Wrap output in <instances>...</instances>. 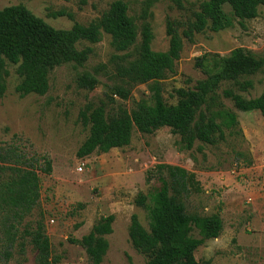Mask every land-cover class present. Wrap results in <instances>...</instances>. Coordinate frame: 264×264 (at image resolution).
<instances>
[{"label": "rangeland", "instance_id": "1", "mask_svg": "<svg viewBox=\"0 0 264 264\" xmlns=\"http://www.w3.org/2000/svg\"><path fill=\"white\" fill-rule=\"evenodd\" d=\"M112 1L0 0V8L21 4L53 28L67 30L74 23L87 25L97 21ZM125 1L138 28L136 43L127 51H116L104 32L95 43H78L77 49L90 47L92 53L82 65L65 63L52 69L48 74L49 89L44 95L20 96L15 91L20 81L16 66L7 65L6 89L0 94V142L16 144L28 156H45L51 163L50 173H39V201L23 219L20 231L26 225L33 227L42 222L51 257L58 258L57 264H86L84 249L70 240H79L87 234L101 216L113 215L112 232L105 236L108 249L101 264H144L143 255L129 240L128 227L133 214L145 228L148 218L133 200L138 193H153L162 188V178L147 182L146 173L163 163L194 173L200 182L201 192L185 199L188 213L218 214L221 218L219 236L206 240L195 250L197 262L264 264V122L258 111H238L230 100L222 97L225 84L217 90L219 97L213 109L222 106L234 112L239 132L229 134L224 129V141L215 145L195 141L190 149H185L179 135L163 127L149 134L134 130L125 146L95 151L84 158L76 156L89 135V127L80 118L86 106L103 104L108 113H114L119 107L130 111L141 99L151 103L147 83L128 84L127 99L111 94L117 83L116 65L135 58L143 23H148L151 29L152 50L165 51L169 41L166 19H175L183 25L205 0H182L181 10L169 0ZM144 9L145 20L141 18ZM225 10L229 8L226 6ZM59 11L65 14L53 16ZM236 48L264 56V6L258 8L255 18L236 19L232 26L221 31L206 28L195 33L191 41L183 39L173 71L158 81L164 101L175 104V89L191 87L196 80L213 74L216 60L229 56ZM199 57L202 67L196 64ZM84 73L93 79L91 90L79 85L78 79ZM245 79L252 82V88L240 92L243 96L252 98L263 91L264 69ZM194 236H198L197 232ZM23 241V251L20 252L17 242L7 264L35 263L36 252L29 238Z\"/></svg>", "mask_w": 264, "mask_h": 264}, {"label": "trees", "instance_id": "2", "mask_svg": "<svg viewBox=\"0 0 264 264\" xmlns=\"http://www.w3.org/2000/svg\"><path fill=\"white\" fill-rule=\"evenodd\" d=\"M169 2L179 10L183 8L182 0ZM226 6L229 11L225 10ZM260 6H264V0H205L192 19L183 25L168 17L166 34L169 41L165 51L152 50L151 29L148 23H143L135 58L116 65L114 77L117 83L111 94L127 99L130 94L128 84L147 83L151 103L141 99L130 111L119 107L114 113H108L103 104L86 106L80 112V118L82 124L89 127V135L76 156L84 158L95 151L106 152L125 146L134 130L149 134L163 127L179 135L185 149H190L195 141L208 145L224 141V129L229 134L239 131L234 112L222 106L213 109L219 97L217 90L223 84L226 86L221 89V96L230 100L236 110H256L264 122V89L252 98L240 93L252 88V82L245 77L264 69V56L234 49L229 56L216 60L217 69L213 74L196 80L191 87L175 89V104L164 101L158 82L167 72L173 71L183 39L191 41L195 33L206 28L212 32L221 31L232 26L236 19L255 18ZM64 14L59 11L53 16ZM146 17L144 9L141 18L145 20ZM101 32L110 36L111 45L118 52L127 51L136 43L138 28L128 14L125 0L112 1L97 21L87 25L74 23L67 30L53 28L21 4L0 8V94L6 89L7 65H15V73L20 79L15 91L20 96L44 95L49 89V72L65 63L82 65L86 62L92 49H77L76 45L82 41L97 42ZM201 58L196 62L200 67ZM92 80L85 73L78 79L79 85L89 90L94 88ZM40 172H51V163L45 156H28L18 145L0 142V264L8 263L17 242L20 252L23 251L26 237L36 252L34 264L58 262L57 257H51L49 238L42 222L33 227L26 225L20 231L23 219L38 204ZM154 178H162V188L153 193H138L133 200L146 211L148 218L145 228L137 215H131L128 237L133 248L143 255L144 264H199L194 252L206 240L219 236L222 229L220 216L187 212L185 199L202 190L194 173L160 163L146 173L147 182ZM113 220V215L101 216L87 234L79 240H70L84 249L88 259L86 264H101L108 249L105 236L112 232Z\"/></svg>", "mask_w": 264, "mask_h": 264}, {"label": "built area", "instance_id": "3", "mask_svg": "<svg viewBox=\"0 0 264 264\" xmlns=\"http://www.w3.org/2000/svg\"><path fill=\"white\" fill-rule=\"evenodd\" d=\"M81 170V168H79Z\"/></svg>", "mask_w": 264, "mask_h": 264}]
</instances>
